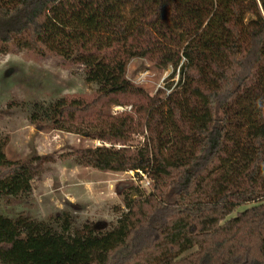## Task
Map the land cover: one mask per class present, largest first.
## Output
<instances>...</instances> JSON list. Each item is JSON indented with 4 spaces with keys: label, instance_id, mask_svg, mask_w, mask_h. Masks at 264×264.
<instances>
[{
    "label": "trees",
    "instance_id": "trees-1",
    "mask_svg": "<svg viewBox=\"0 0 264 264\" xmlns=\"http://www.w3.org/2000/svg\"><path fill=\"white\" fill-rule=\"evenodd\" d=\"M8 48L55 56L98 92L34 102L32 123L109 141L76 162L149 184L130 185L111 223L0 210V264H264V0H0ZM133 58L168 80L179 69L176 88L135 84ZM5 145L0 200L28 198L53 156L14 160Z\"/></svg>",
    "mask_w": 264,
    "mask_h": 264
},
{
    "label": "rangeland",
    "instance_id": "rangeland-1",
    "mask_svg": "<svg viewBox=\"0 0 264 264\" xmlns=\"http://www.w3.org/2000/svg\"><path fill=\"white\" fill-rule=\"evenodd\" d=\"M170 71H162L148 58H133L127 74L135 84L155 93ZM61 97L91 104L98 92L93 83L86 82L55 56L11 48L0 52V137L6 143V155L14 160L34 153L53 156L32 180L30 196L18 201L0 200V210L10 216L22 212L45 220L68 210L77 226L84 222H114L125 210L126 194L133 192L130 185L139 187L140 182L133 180L132 172L100 170L76 162V149L109 145V141L31 122L34 102L48 103ZM104 104L109 114L130 107ZM131 142L140 146L144 134H133ZM141 185L148 186L147 179Z\"/></svg>",
    "mask_w": 264,
    "mask_h": 264
},
{
    "label": "built area",
    "instance_id": "built-area-1",
    "mask_svg": "<svg viewBox=\"0 0 264 264\" xmlns=\"http://www.w3.org/2000/svg\"><path fill=\"white\" fill-rule=\"evenodd\" d=\"M179 69H177V74L175 75V77H173L172 79H170V80H168L167 78H168V76H167V78L165 77V78H163L162 80H161V82L163 83L164 82V84L163 85H160V88L161 89H163L165 92H166V94H169L173 89H175L176 88V84H177V82L179 81ZM168 81H170V82H172V85L169 87V88H167L166 87V82H168ZM121 108V106H118L117 107V109H120ZM128 109H130V107H128ZM144 177H146V176H144ZM146 179V178H145ZM149 184V182H148V180H147V185Z\"/></svg>",
    "mask_w": 264,
    "mask_h": 264
}]
</instances>
